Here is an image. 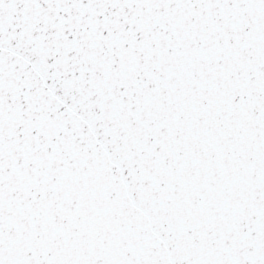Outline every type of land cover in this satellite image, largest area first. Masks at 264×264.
Here are the masks:
<instances>
[{"label":"snow or ice","instance_id":"6c2138e0","mask_svg":"<svg viewBox=\"0 0 264 264\" xmlns=\"http://www.w3.org/2000/svg\"><path fill=\"white\" fill-rule=\"evenodd\" d=\"M0 264H264V0H0Z\"/></svg>","mask_w":264,"mask_h":264}]
</instances>
